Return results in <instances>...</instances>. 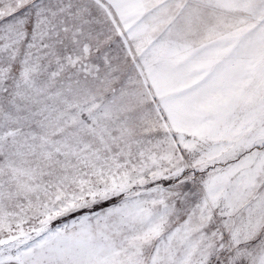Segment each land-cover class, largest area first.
<instances>
[{
  "label": "snow or ice",
  "instance_id": "snow-or-ice-1",
  "mask_svg": "<svg viewBox=\"0 0 264 264\" xmlns=\"http://www.w3.org/2000/svg\"><path fill=\"white\" fill-rule=\"evenodd\" d=\"M0 264H264V0H0Z\"/></svg>",
  "mask_w": 264,
  "mask_h": 264
}]
</instances>
